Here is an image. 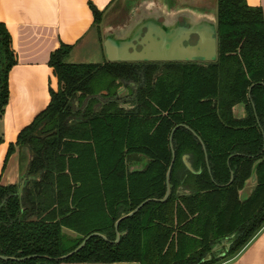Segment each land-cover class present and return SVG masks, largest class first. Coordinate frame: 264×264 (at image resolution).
<instances>
[{"label":"trees","instance_id":"1","mask_svg":"<svg viewBox=\"0 0 264 264\" xmlns=\"http://www.w3.org/2000/svg\"><path fill=\"white\" fill-rule=\"evenodd\" d=\"M90 8L99 24L102 13ZM216 39L210 62L70 63L67 44L50 54L57 90L7 151L28 152L32 178L21 194L17 183L0 184V256L15 259L0 264H221L251 241L264 226L262 10L216 0ZM15 63L0 22V117ZM170 135L175 159L161 200ZM257 161V184L241 199ZM146 199L119 222L113 243L116 220ZM93 232L105 240L91 237L60 260ZM231 235L224 257L203 261Z\"/></svg>","mask_w":264,"mask_h":264},{"label":"crops","instance_id":"2","mask_svg":"<svg viewBox=\"0 0 264 264\" xmlns=\"http://www.w3.org/2000/svg\"><path fill=\"white\" fill-rule=\"evenodd\" d=\"M116 1L0 0V22L10 34L16 58L8 73V100L0 117V184L17 183L21 175L26 174L28 152L15 147L7 157V151L9 144L16 142L20 130L49 104L50 90H57V77L48 64L50 54L61 44H67L71 46L67 58L74 59L67 62H108L103 47V31L108 25L104 28L105 25L95 22L90 4L107 18ZM246 2L249 6L259 7L264 17V0ZM161 3L158 6L169 9L170 5L171 11L179 6H171L169 0H161ZM179 3L216 14V0H179ZM233 114L236 117L243 115L241 104L235 105ZM221 264H264V226L236 256Z\"/></svg>","mask_w":264,"mask_h":264},{"label":"water","instance_id":"3","mask_svg":"<svg viewBox=\"0 0 264 264\" xmlns=\"http://www.w3.org/2000/svg\"><path fill=\"white\" fill-rule=\"evenodd\" d=\"M169 4L167 3V6ZM173 6V3H171ZM168 8L148 2L147 7H140L126 20L115 26H104L103 47L108 62H141V61H214L217 56L216 39V14L201 10L191 9L187 6H179L178 9ZM171 140V137L169 138ZM203 145V144H202ZM204 149V145H203ZM205 153V150H204ZM206 156V153H205ZM172 160L166 172V192L161 200H165L170 191L169 176ZM184 164L189 171H194L191 164L183 156ZM254 163L249 179L245 182L242 190L239 191L241 199L247 198L257 184L256 166ZM31 176L21 175L18 184V193H22L25 183ZM232 180V177L230 181ZM150 199L142 201L129 213L122 215L114 224L116 238L113 243L119 240L117 230L119 222L134 214ZM91 237H99L105 240L100 233H90L81 244L71 253L63 256L60 260L67 259L78 252ZM233 235L216 244L203 261H210L212 257H224L232 243ZM2 260H15L13 258L0 256ZM28 259V258H27Z\"/></svg>","mask_w":264,"mask_h":264},{"label":"rangeland","instance_id":"4","mask_svg":"<svg viewBox=\"0 0 264 264\" xmlns=\"http://www.w3.org/2000/svg\"><path fill=\"white\" fill-rule=\"evenodd\" d=\"M143 1L144 0H117L115 5L111 8L112 13L108 12L107 18H103L102 16L101 22L99 24H103L105 26L107 25L115 26L119 24L126 17H129L132 13H134L137 10V6L140 3L142 4ZM169 1L170 3H173V5L175 4L176 6L178 5L181 6L179 0H169ZM146 2H154V4L157 5L162 4L161 0H148ZM114 12L117 13L116 16H114ZM68 60H74V59L67 58V61ZM118 91H119L118 95L121 96L123 99L127 100V98L130 97L128 90L125 89L124 87H121Z\"/></svg>","mask_w":264,"mask_h":264},{"label":"flooded vegetation","instance_id":"5","mask_svg":"<svg viewBox=\"0 0 264 264\" xmlns=\"http://www.w3.org/2000/svg\"><path fill=\"white\" fill-rule=\"evenodd\" d=\"M146 1H148V0H144L143 2H142V4L140 3L138 6H137V8H141V9H143V8H145V7H147V5H148V2H146ZM128 17H126L124 20H126ZM124 20H122V21H124ZM142 62H159V63H162V62H176V61H142ZM118 93H119V91H118ZM132 99V96H130V97H128L127 98V100H131ZM122 105H126V104H122ZM235 116V115H234ZM176 128V126L175 127H173V129H172V131H171V133L174 131V129ZM170 137H171V135H170ZM169 137V138H170ZM170 140V139H169ZM203 144V143H202ZM202 147H203V145H202ZM170 148H171V150H172V144H171V140H170ZM204 150H205V147H204ZM172 153H173V150H172ZM206 153V152H205ZM174 154V153H173ZM184 156H186V160L191 164V162L189 161V157H188V155H184ZM206 157V156H205ZM174 159H175V155H174ZM171 160H172V156H171ZM182 161H183V163H184V160H183V156H182ZM170 163H171V161H170ZM173 163H174V160H173ZM173 163H172V165H173ZM185 165V164H184ZM142 166H143V164H139V165H134V166H132L131 167V169L132 170H135V169H142ZM192 166V165H191ZM186 167V166H185ZM171 168H172V166H171ZM193 168V167H192ZM186 169H187V167H186ZM170 173H171V171H170ZM166 178V177H165ZM169 179H170V176H169ZM73 252V251H72ZM77 253V252H76ZM75 254V253H74Z\"/></svg>","mask_w":264,"mask_h":264}]
</instances>
